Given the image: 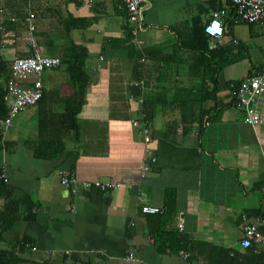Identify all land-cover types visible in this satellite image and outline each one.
Returning <instances> with one entry per match:
<instances>
[{
  "label": "crops",
  "instance_id": "1",
  "mask_svg": "<svg viewBox=\"0 0 264 264\" xmlns=\"http://www.w3.org/2000/svg\"><path fill=\"white\" fill-rule=\"evenodd\" d=\"M142 2L143 27L136 34L142 44L134 46L127 42L121 0H27V13L31 5L52 7L46 19L37 20L40 29H57L53 8L83 23L54 38V44L85 49L87 82L77 128H68L63 116L71 94L67 76L47 70L40 75V100L18 112L5 134L8 146L0 165L7 194L18 203V219L3 234V245L16 236L29 238L14 247L13 264H264V242L239 245L240 214L264 210V123H243L229 94L233 83L264 63V21L228 24L225 18L224 36L209 39V48L220 47L223 58L229 44H237L232 40L239 42L241 57L218 70L215 98L204 101L206 112L198 124L193 101L171 109L153 83H166L167 96L177 97L175 81L196 82L185 76L187 66L180 62H192L196 55L189 48L196 44L197 28L213 10L231 12L230 1ZM0 3L3 20L17 2ZM11 32L12 43L1 51L8 49L14 57L25 45L22 33L14 38ZM141 62L146 77L137 87L132 82ZM165 62L171 67L166 76ZM150 100H157L155 107ZM144 112L151 118L147 125ZM144 126L152 163L143 151ZM41 140L53 142L49 150ZM61 170L112 186L71 192L59 183ZM142 205L157 207L165 218L142 212ZM128 254L134 259L122 260Z\"/></svg>",
  "mask_w": 264,
  "mask_h": 264
},
{
  "label": "built area",
  "instance_id": "2",
  "mask_svg": "<svg viewBox=\"0 0 264 264\" xmlns=\"http://www.w3.org/2000/svg\"><path fill=\"white\" fill-rule=\"evenodd\" d=\"M232 11L226 13L224 9L213 10L210 19L202 26L205 36L210 39L221 38L225 34V26L223 19L230 20L233 24L259 23L264 21V0H229ZM122 7L125 12V19L128 24L127 42L134 46L142 44V40L137 38L136 34L143 27V2L142 0H121ZM2 10L0 9V13ZM10 20H13L11 18ZM34 15L28 12L23 18L22 39L24 42L23 56H14L11 59L9 67V78L4 85L3 100L6 103L7 111L1 122L0 128L3 137L12 126L15 115L27 107L34 105L42 95V84L40 75L42 72L50 70L59 64L56 56H47L41 54V47L35 42L33 32L35 30ZM0 32L5 37L3 45H10L12 32L6 30L3 20L0 19ZM233 43H236L232 40ZM5 45V46H6ZM101 51V50H99ZM102 55L97 56L95 67L98 69ZM230 101L235 109L241 114L242 122L254 127L264 123V63L255 72L247 74L229 90ZM143 151L145 158L149 163L154 162L155 158L151 154L150 138L148 129L144 126L141 129ZM5 149H1V154ZM147 165L144 166L146 170ZM59 183L68 186L71 192L77 188L95 187L104 189L111 187L112 184L102 180H80L73 173L58 171ZM0 178L6 182V176L3 165H1ZM261 192L264 194V172L260 186ZM141 211L144 213H156L157 207L142 205ZM241 220V240L239 245L243 248L260 244L264 242V235L259 231V227L264 229V210L261 214L250 216L249 214H240ZM178 229L182 224L177 223ZM66 251L65 253H69ZM134 258L131 254L123 257L126 262L132 261Z\"/></svg>",
  "mask_w": 264,
  "mask_h": 264
},
{
  "label": "trees",
  "instance_id": "3",
  "mask_svg": "<svg viewBox=\"0 0 264 264\" xmlns=\"http://www.w3.org/2000/svg\"><path fill=\"white\" fill-rule=\"evenodd\" d=\"M16 2V7H9V10L11 11L9 14L12 15L15 20L11 22L8 18V16H10L9 14L5 15L3 18V24L5 26V29L12 30L14 33V38L21 36L24 27L23 18L27 15V0H16ZM1 8H3V5L0 3V9ZM29 8L34 14L35 30L33 32V36L35 42L42 49L41 54L47 56H56L59 59V64L58 66L50 70H55L59 73L63 71L67 76V82L68 86L71 89V94L67 99L66 111L63 113V116L64 120H66L67 124L69 125L68 128L75 129L77 128L76 116L85 103L87 76L84 72V63L86 58V51L84 48L71 43H69L67 46H56L54 44V38L66 36L70 29L82 28L83 23L77 22L76 20L70 18V16L67 14L62 15L60 9L53 8L52 13L55 15L53 17L56 18L55 22L57 25V29L53 28L49 32L46 29L43 30L38 28V25H36V23H38L37 20L39 19H46L47 15L51 14L49 8L52 7L36 8L34 5H31ZM228 22V24H233L230 20H228ZM196 31L198 36L196 44L192 45L189 48L191 49V51H193L192 53L196 56L194 58L192 57V62H180L183 65L185 64L187 66L185 76L194 77L196 79V82L188 84L183 83L181 81H175L173 84L174 92L180 94L181 97H168V89L166 83L159 84L157 82H154L153 86L157 92H163V103L168 105L171 109L177 107V105L182 101H193L195 103V106L197 107V115L195 116V119L197 118L198 124H202L203 116L206 112L205 109L202 108V105L204 101L215 98V91L217 90L216 74L218 70L221 68L222 65L226 64L227 62H234L239 59V57H241V48L239 42H236L237 44L234 46L233 44H229V47L227 49L228 55L224 53L225 56L223 58L221 56L220 47L209 48L208 41L210 38L204 35L202 31V26L197 28ZM3 46V38L0 32V125L7 111L6 103L3 100V94L5 82L9 78V67L11 62V59L6 58V56L2 53L1 49ZM25 54V52H20L15 53V56H23ZM165 63L166 69L164 71V76L169 74V71L171 70V67H168L169 62ZM144 67L145 65L141 62L135 70L138 73L135 75L134 82L132 83L137 87H140V83H144L143 81L146 77V73H143ZM253 72H249L248 74H251ZM236 83L237 82L233 83L230 88L235 86ZM188 94H191L194 97H185V95ZM151 103L152 100L149 101V104L155 107L157 100L153 102L155 104ZM144 105L146 106L143 101V106ZM159 107H163V105L159 104ZM153 109L151 108V115L153 113ZM143 111H145L144 108ZM149 117L150 116H148V113L144 112L143 120L145 125L149 123L151 119ZM66 131L69 130H65L64 132ZM41 142L47 145V150L50 149L51 141L49 142L46 140H41ZM7 146L8 144L5 141V136L3 137L0 128V154L2 148L7 150ZM55 146L56 145H52V149L55 148ZM40 155L46 156V154L44 153H41ZM257 214H261V212L256 213L255 215ZM151 215L154 217H160L161 221L165 218V216H163V214L159 212V210L156 213H152ZM17 219L18 203L15 200L10 199L7 194V184L0 178V264H13L15 261V254L13 251L14 247L20 243L24 244L29 242V238L21 235L16 236L13 240L8 241L6 245H3L5 242L3 234L12 228L14 222L17 221ZM177 249L184 248H181L179 246L177 247Z\"/></svg>",
  "mask_w": 264,
  "mask_h": 264
},
{
  "label": "rangeland",
  "instance_id": "4",
  "mask_svg": "<svg viewBox=\"0 0 264 264\" xmlns=\"http://www.w3.org/2000/svg\"><path fill=\"white\" fill-rule=\"evenodd\" d=\"M4 47H6V46H4ZM2 53L6 56V58L12 59V57H13L12 53L8 49H4Z\"/></svg>",
  "mask_w": 264,
  "mask_h": 264
}]
</instances>
